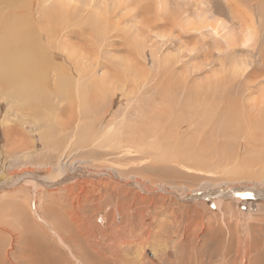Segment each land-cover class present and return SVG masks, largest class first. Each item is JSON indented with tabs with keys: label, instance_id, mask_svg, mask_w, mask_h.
Listing matches in <instances>:
<instances>
[{
	"label": "rangeland",
	"instance_id": "rangeland-1",
	"mask_svg": "<svg viewBox=\"0 0 264 264\" xmlns=\"http://www.w3.org/2000/svg\"><path fill=\"white\" fill-rule=\"evenodd\" d=\"M16 2L46 80L0 89V264H78L33 208L85 264H264V0Z\"/></svg>",
	"mask_w": 264,
	"mask_h": 264
},
{
	"label": "bare ground",
	"instance_id": "bare-ground-1",
	"mask_svg": "<svg viewBox=\"0 0 264 264\" xmlns=\"http://www.w3.org/2000/svg\"><path fill=\"white\" fill-rule=\"evenodd\" d=\"M16 1L15 0H10V1L4 0L3 4L0 6V71L6 72L5 74H2V80H0V89L2 91L6 89L5 91H7L8 87L3 81L9 80V88L13 91L12 93L13 97L22 98L23 96V98L25 97V98L31 99V96H33L34 93L31 94V96H27L26 95L27 93L25 94L26 88L27 87L29 88V86L31 85L34 86L33 84L38 83V82H39L38 85L40 84L41 86V84L44 83L46 78L45 80L44 78L41 80L38 79V81L34 80L33 82L25 86H22L19 81L21 80V76L25 72L29 70L30 72H32V70L33 71L35 70L32 68L35 66L37 67V64L35 62V59H36L35 56L38 55V53L41 51L40 41H41L42 36L41 38L38 37L39 35H37V30L35 29L33 24L28 21L29 18H27V14L24 11H22V13L19 14V11L23 10L25 6L19 5L20 3H17ZM7 11L8 12L10 11L11 13H7ZM43 15H45L44 16L45 19L53 16L51 13H48V12H46L45 14L43 13ZM45 35L49 36V33L46 32ZM45 35L44 37L46 38ZM28 78L29 77L27 75L25 79H28ZM38 85L36 87H38ZM33 88L34 87H32V89ZM34 90L36 91L35 88ZM232 122H233V119L230 118L228 115L223 123L224 124L223 126L225 127V129H227L229 126H232ZM225 131H224V134H225ZM28 179H31V178H28ZM28 183L32 186L34 190L38 188L37 180H35L34 178L33 180H29ZM4 196L5 195L3 194L0 195V201L3 199ZM32 215L33 217L37 219V221H39L40 223H44L46 225L48 230H50L57 237L58 242L61 244V246L67 249V252L69 251L70 255L74 258V260L77 261L78 264H85L84 262L77 260V257L73 254V251L76 248L73 247V251H72L71 248L67 245L68 243H66L65 240L67 241L68 238H66L64 233L62 234V230H61V233H58L56 225H53L54 223L47 221V218L45 216H40L38 212L34 210V208L32 210ZM35 224L36 223H34V226ZM52 233L50 234L52 235Z\"/></svg>",
	"mask_w": 264,
	"mask_h": 264
}]
</instances>
